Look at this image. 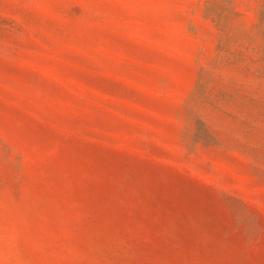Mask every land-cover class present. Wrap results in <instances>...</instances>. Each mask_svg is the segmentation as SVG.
Segmentation results:
<instances>
[{"label":"rangeland","instance_id":"1","mask_svg":"<svg viewBox=\"0 0 264 264\" xmlns=\"http://www.w3.org/2000/svg\"><path fill=\"white\" fill-rule=\"evenodd\" d=\"M0 264H264V0H0Z\"/></svg>","mask_w":264,"mask_h":264}]
</instances>
